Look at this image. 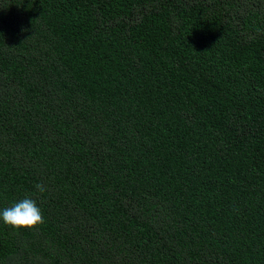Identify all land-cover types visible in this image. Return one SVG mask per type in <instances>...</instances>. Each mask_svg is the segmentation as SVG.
I'll return each instance as SVG.
<instances>
[{
  "label": "trees",
  "instance_id": "obj_1",
  "mask_svg": "<svg viewBox=\"0 0 264 264\" xmlns=\"http://www.w3.org/2000/svg\"><path fill=\"white\" fill-rule=\"evenodd\" d=\"M24 198L45 222L0 219V264H264V0H0Z\"/></svg>",
  "mask_w": 264,
  "mask_h": 264
},
{
  "label": "clouds",
  "instance_id": "obj_2",
  "mask_svg": "<svg viewBox=\"0 0 264 264\" xmlns=\"http://www.w3.org/2000/svg\"><path fill=\"white\" fill-rule=\"evenodd\" d=\"M35 187L41 193L45 191L43 184H37ZM0 219L6 226L17 231L36 230L45 222L41 209L31 198H24L13 206L5 208L0 212Z\"/></svg>",
  "mask_w": 264,
  "mask_h": 264
}]
</instances>
